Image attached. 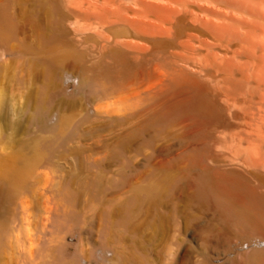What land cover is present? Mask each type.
<instances>
[{
	"label": "bare ground",
	"instance_id": "6f19581e",
	"mask_svg": "<svg viewBox=\"0 0 264 264\" xmlns=\"http://www.w3.org/2000/svg\"><path fill=\"white\" fill-rule=\"evenodd\" d=\"M19 77L34 90L3 107L4 81ZM65 87L97 114H145L139 132H159V185L132 203L159 195L166 222L201 242L209 264H264V0H0V120L27 118L55 137L43 144L54 149L65 130L51 116L64 105L53 101ZM10 154L0 168V256L10 203L32 172ZM69 190L54 221L63 238L77 224L78 190ZM35 228L29 221V255ZM61 240L51 254L44 245L40 262L71 264Z\"/></svg>",
	"mask_w": 264,
	"mask_h": 264
},
{
	"label": "rangeland",
	"instance_id": "374dc122",
	"mask_svg": "<svg viewBox=\"0 0 264 264\" xmlns=\"http://www.w3.org/2000/svg\"><path fill=\"white\" fill-rule=\"evenodd\" d=\"M14 80L19 81L20 77L10 82L9 79L4 81V95L5 90L7 94L2 98L3 107L17 105L19 108L22 105L18 104L26 103L27 97L34 90L33 86H22L21 82ZM5 82L10 84L5 85ZM20 85L22 87L19 88ZM26 87L29 88L28 92ZM71 92L72 87H65L63 93L53 101L64 105L51 116L55 115L53 121L61 119L62 129L65 130L62 132V141L59 140L54 149H48L43 144L55 137L42 132L34 124H28L27 118L23 123H17L18 125L0 120V168L5 167L9 158L7 156L14 153L20 160L22 156L21 161L26 162L30 172L32 171L28 179L30 187L20 189L14 196L15 202L12 200L13 205L10 203L8 214L11 212L9 215L13 218L10 220L7 216L10 235L8 234V244L3 254L1 253L0 264H41L45 255H49V250L57 249L61 240L59 238L67 243L65 253L71 264H76V261L80 264H209L211 260L204 253L201 242L195 244L192 240L179 236L166 222L168 212L159 209V195L151 200L142 198L137 203L130 201L141 192L140 189L159 185V132L154 129L139 132L147 120L144 117L146 115L140 117L141 114L134 111L120 115L97 114L86 108L80 97H72ZM144 136L146 137L143 138ZM24 157L27 159L24 160ZM34 157L39 158L33 159ZM68 190L74 191V194L78 190L75 194L77 200L72 205L77 224L73 232L63 238L54 223L55 214L57 216L65 206L63 193ZM163 212L165 215H162ZM159 216L162 217L161 224ZM28 220L31 223L34 221L36 225L33 236L37 247H34L31 255L27 251L25 233ZM45 244L49 246L48 254L44 249ZM11 246H14L11 251L13 253L9 252ZM74 257L78 259L75 261Z\"/></svg>",
	"mask_w": 264,
	"mask_h": 264
}]
</instances>
